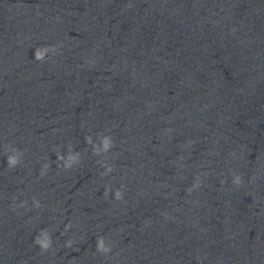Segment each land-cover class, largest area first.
I'll return each mask as SVG.
<instances>
[{"label":"water","instance_id":"95a60500","mask_svg":"<svg viewBox=\"0 0 264 264\" xmlns=\"http://www.w3.org/2000/svg\"><path fill=\"white\" fill-rule=\"evenodd\" d=\"M0 264H264V0H0Z\"/></svg>","mask_w":264,"mask_h":264}]
</instances>
